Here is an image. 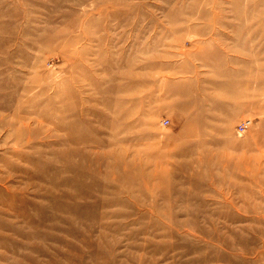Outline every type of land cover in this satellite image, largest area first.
<instances>
[{
  "label": "rangeland",
  "instance_id": "rangeland-1",
  "mask_svg": "<svg viewBox=\"0 0 264 264\" xmlns=\"http://www.w3.org/2000/svg\"><path fill=\"white\" fill-rule=\"evenodd\" d=\"M0 264H264V0H0Z\"/></svg>",
  "mask_w": 264,
  "mask_h": 264
},
{
  "label": "bare ground",
  "instance_id": "bare-ground-1",
  "mask_svg": "<svg viewBox=\"0 0 264 264\" xmlns=\"http://www.w3.org/2000/svg\"><path fill=\"white\" fill-rule=\"evenodd\" d=\"M121 160H122V161H124V163L127 165V163L125 162V159H124V157H121ZM132 163H134V162H132ZM136 163H137V162H136ZM136 163H135V164H133V165H134V167H135V168H134V170H135V173H137V171H138V170H140V168L142 167V164H141V163H137V164H136ZM132 175H133V173H132V172H128V178H130V177H133V176H134V175H133V176H132ZM142 177H144V176H142ZM147 177H148V176H147ZM162 177H163V176H162Z\"/></svg>",
  "mask_w": 264,
  "mask_h": 264
},
{
  "label": "built area",
  "instance_id": "built-area-1",
  "mask_svg": "<svg viewBox=\"0 0 264 264\" xmlns=\"http://www.w3.org/2000/svg\"><path fill=\"white\" fill-rule=\"evenodd\" d=\"M168 121L166 120L165 123H167ZM251 124L250 120H245L243 121L241 124H239V132H243L249 125Z\"/></svg>",
  "mask_w": 264,
  "mask_h": 264
}]
</instances>
